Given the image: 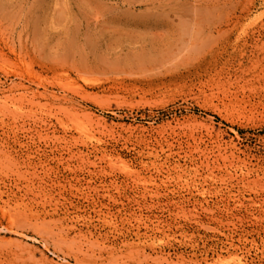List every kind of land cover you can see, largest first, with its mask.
Returning a JSON list of instances; mask_svg holds the SVG:
<instances>
[{"label":"rangeland","instance_id":"rangeland-1","mask_svg":"<svg viewBox=\"0 0 264 264\" xmlns=\"http://www.w3.org/2000/svg\"><path fill=\"white\" fill-rule=\"evenodd\" d=\"M0 264H264V0H0Z\"/></svg>","mask_w":264,"mask_h":264}]
</instances>
